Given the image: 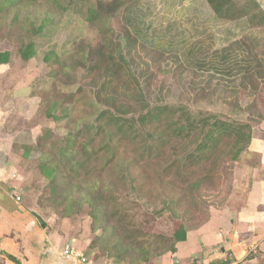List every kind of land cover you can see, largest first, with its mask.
<instances>
[{
    "label": "rangeland",
    "instance_id": "374dc122",
    "mask_svg": "<svg viewBox=\"0 0 264 264\" xmlns=\"http://www.w3.org/2000/svg\"><path fill=\"white\" fill-rule=\"evenodd\" d=\"M40 1L41 10L34 6L38 14L42 15L43 9L57 11L51 15L52 23L42 33L25 39L22 36L27 35L19 28L14 31L18 34L14 38L35 41L37 55L30 70L36 93L43 99L32 118L42 122V130L35 140L22 142L20 166L26 204L55 225L66 220L71 227L90 232L91 241L102 236L95 247H89L95 264H131L130 259L117 263L108 252L107 247H114L119 236L126 239L132 252L141 239L159 245L180 226L194 230L217 211L239 208L251 182L252 166L257 164L248 147L232 160L226 154L233 140L225 137L217 150L206 152L208 158L192 162L184 146L197 139L195 132L187 141L167 139L163 146L154 131L156 145L150 151L143 148L149 137L142 133L140 122L130 131L127 127L121 130L119 121L111 120L115 116L138 117L143 103L130 97L141 88L151 105L173 108L152 127L161 120L164 123L165 118L169 122L208 117L213 122L217 116L252 128L264 121V0H231L224 17L207 0ZM94 9L102 18L108 14L109 20L98 21V26L91 23L89 13ZM5 30L3 22L0 36ZM110 30L112 37L136 40L124 49L128 61L121 62V82L113 90V99L109 93H98L102 68H93L92 61L90 69H85L89 62L81 61L88 50L94 56ZM15 45L19 55V45ZM77 49L79 56L66 58ZM50 50L70 60L74 68L67 72L56 63L47 64L44 56ZM55 98L60 104L54 111L56 120L46 113ZM129 105L131 112L126 114ZM71 134L70 144L77 149L75 163L62 158L60 152ZM110 134L117 146L114 154L106 147ZM84 143L89 148L84 149ZM46 156L50 166L61 160L54 183L41 171ZM126 164L131 171L124 175L121 171ZM200 178L203 183L193 188ZM106 193L113 194L128 214L125 225L112 205L101 220L92 216L91 203L97 205V200L106 199ZM219 223L217 219L213 224ZM159 256L151 255L149 261ZM238 264H264V246L249 251Z\"/></svg>",
    "mask_w": 264,
    "mask_h": 264
},
{
    "label": "crops",
    "instance_id": "0c3cea01",
    "mask_svg": "<svg viewBox=\"0 0 264 264\" xmlns=\"http://www.w3.org/2000/svg\"><path fill=\"white\" fill-rule=\"evenodd\" d=\"M3 52L11 55L0 61V264H81L60 252L69 245L92 257L90 232H81L66 220L55 225L23 200L22 142L35 140L42 130V122L32 121L41 98L30 70L34 58L23 60L8 39L0 40ZM248 151L257 164L252 166L241 206L215 212L203 225L188 231L187 240L176 244V252L144 264H210L230 256L229 264H238L249 251L264 246V121L253 127ZM217 219L220 223L214 226Z\"/></svg>",
    "mask_w": 264,
    "mask_h": 264
},
{
    "label": "trees",
    "instance_id": "16d2710c",
    "mask_svg": "<svg viewBox=\"0 0 264 264\" xmlns=\"http://www.w3.org/2000/svg\"><path fill=\"white\" fill-rule=\"evenodd\" d=\"M212 9L221 16L225 10V7L228 5L229 1L231 0H207ZM34 6H38V9L41 10V1L40 0H0V30L3 29V22L7 25V30H5V34L0 36V40H11L15 44L19 45L18 51L20 57L25 60L29 61L32 58H35L37 55L36 44L34 40H22L21 36L19 38H14V34L18 35L15 31V28H19L21 34H26L27 36H22L24 39L29 37L30 35H36L42 33L45 28L52 23L51 15L56 13L57 11H50V9H43L44 12L42 15L36 12V8ZM66 9V8H65ZM60 10V11H64ZM99 10L94 9L90 10L89 13V20L91 23L96 24L98 26V21H108L109 16L106 14L103 18L100 17ZM23 14V15H22ZM256 15V14H255ZM253 16V19L256 16ZM24 16V17H23ZM23 17V18H22ZM224 17V15H223ZM18 25V26H17ZM20 26V27H19ZM113 30L107 31V36L103 37L101 41V47H99L96 52H94V56L91 50H88L87 53L83 54L81 57L83 59L81 61L85 62L88 61L89 63L85 64V69H90L91 62H94L93 68H99L101 71L100 75V89L99 92L103 93V96L109 93V97L113 99L115 97V91H113L117 85L121 82V73L120 70L122 68L121 62L128 61L126 59V55L124 54V49L127 48L130 43L135 42L136 40H127L126 36L117 35V37H112L109 33ZM104 34V32H103ZM126 41V42H124ZM100 50V52H99ZM10 52H3L0 53V61L7 60L10 57ZM80 55V49L77 51L68 54L66 58L72 60L74 57ZM79 57L78 59H80ZM65 57H62L60 54L56 53L55 50H50L44 56V61L49 64H58V66L65 71H69L71 68H74V65L70 64V60H64ZM259 62V61H257ZM260 63V62H259ZM80 66V64H79ZM99 72V71H98ZM55 73V71H54ZM131 74V72H130ZM56 76V74H53ZM130 98H133L136 103H143V106L139 109V115L136 117L135 115L127 117H117L112 119L111 121L118 122L120 125L121 130L124 127H127L128 130L131 129L135 130L138 126L136 122H140L142 127V133H146L149 138H146L145 147L143 148H150L148 150H152L155 147L156 136L155 132L158 133L157 138L162 140L163 146L167 139L173 140L175 139H184L187 141V137L191 135V133L195 132L198 134L197 139L188 141L189 143L184 146V149L187 152L186 156L188 161H202L208 158L207 153L215 151L218 149L220 142L225 140V137H229L232 139L233 142L230 146V150L226 154L230 159L237 160L241 153L249 146V143L252 140L253 135V128L249 126L247 123H230L228 121L222 120L215 117V120L212 122L207 117L204 120H197L196 118H187L185 121L183 119H169L165 118L164 123L156 127L153 126V122L159 118L161 115L171 112L173 108L169 104H160V105H151L150 102L147 100L145 92L141 90V88L136 89V94L132 95ZM43 99H41L42 103ZM52 105L47 108V115L53 117L55 120L58 119L55 114L56 108L60 105L58 100L53 99L51 102ZM129 110L126 111L127 113L131 112V105H129ZM135 111V110H134ZM114 114V113H113ZM111 117H114L111 115ZM135 127V128H134ZM197 129H200L203 133L202 136L199 134ZM137 130V129H136ZM138 131V130H137ZM111 135V134H110ZM114 135V134H113ZM68 144L65 145L63 148L60 149L61 157H65L66 159L70 160L72 163H75L77 160V149L76 147L72 146L70 142L72 141V134L68 137ZM110 139L106 142V147L109 150L114 151L117 150L114 138L109 137ZM83 148H89L87 143L83 144ZM207 152V153H206ZM45 155H48L46 153ZM47 160L49 157L46 156L44 161L41 163V171L42 173L49 178L53 183L57 180L58 177V168L60 161L55 164L54 166H50L47 164ZM217 161V160H215ZM52 164V163H51ZM216 164V163H215ZM214 164V165H215ZM181 165H184L181 164ZM213 165V166H214ZM130 164H126L124 170H122V174L127 175L130 173ZM209 174V173H208ZM211 174V172H210ZM203 183V178H200L193 184V188L200 186ZM105 197L100 198L97 200V205L93 202L91 203L93 207L92 216L96 221L101 220V218L108 212V206L112 205L114 207V213L118 215V218L121 223H125L128 220V214L121 209L119 201L114 199V195L110 193H106ZM105 229L108 226H104ZM97 227L92 226L93 232H96ZM189 228L186 226H180L173 234V237L166 238L164 242H159V245H155L152 242L140 240L137 243V246L131 252V246L129 243H126V239L122 236L114 239L113 245L111 250L107 247L108 252L112 255L117 263H120L124 260L130 259V263L134 264H143L150 260L151 255L159 256L163 255L167 252H176V244L179 241L187 240ZM102 236L95 237L94 240L91 241L90 246L91 248L95 247L96 239ZM126 238H136L135 236L127 235ZM109 242H112V237L109 236ZM155 245V246H154ZM139 255L137 254V252ZM136 253V254H135ZM135 255L136 258H133ZM132 257V258H131ZM232 261V258H227L226 260H216L211 262L210 264H229Z\"/></svg>",
    "mask_w": 264,
    "mask_h": 264
},
{
    "label": "built area",
    "instance_id": "2783aa9c",
    "mask_svg": "<svg viewBox=\"0 0 264 264\" xmlns=\"http://www.w3.org/2000/svg\"><path fill=\"white\" fill-rule=\"evenodd\" d=\"M21 197H17V200H20ZM61 256L69 259V258H77L81 262V264H95L94 259L88 256L86 253L79 251L77 248L73 246H65L60 252Z\"/></svg>",
    "mask_w": 264,
    "mask_h": 264
}]
</instances>
